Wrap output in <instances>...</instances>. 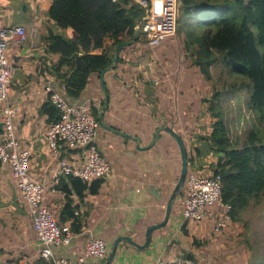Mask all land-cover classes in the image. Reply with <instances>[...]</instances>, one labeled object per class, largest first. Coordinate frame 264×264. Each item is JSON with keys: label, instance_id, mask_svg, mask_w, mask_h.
<instances>
[{"label": "crops", "instance_id": "crops-1", "mask_svg": "<svg viewBox=\"0 0 264 264\" xmlns=\"http://www.w3.org/2000/svg\"><path fill=\"white\" fill-rule=\"evenodd\" d=\"M53 1L0 0V19L4 27L22 26L27 33L24 44L19 46L12 42L8 53L13 67L10 106L17 111L14 130L21 148H27L31 152L30 175L47 189L44 204L53 211L60 224L69 225L77 236L69 247H54L55 253L67 258L71 264H79V257L90 236H96L100 240L105 237L107 243L104 242L108 246L107 258L104 260L88 258L84 263L105 264L117 238L130 237L136 244L143 245L146 241V230L163 221L169 200L167 192L176 168L174 167L170 172V165L162 148L158 147V141L152 149L141 152L138 151L135 142L110 131L105 130L107 135L103 137L100 128L98 147L102 155L110 162L112 176L108 179L85 183L77 178L57 174L58 162L61 159L81 167L86 161V153L76 151L56 157L49 150L45 136L47 129L53 123V119L44 110L45 105L51 104L45 87L47 83H52L58 89L64 87L63 79L55 70L59 56L49 51L46 39L51 34L72 38L68 31L59 29L49 18L48 13ZM117 68V70L120 69L119 72H126L124 71L126 66L123 63ZM114 71H109L105 75V81L109 73L111 78L113 73L115 77L118 72ZM97 84L102 88L100 78L93 76L81 97L69 102L80 103L88 99L102 102L105 97L98 93ZM106 87L108 88L107 82ZM128 93L129 95L125 97L116 96L111 99L110 96L111 102L109 100L106 106L108 110L105 106L103 109L104 119L107 113L109 115V124L104 122L114 129L140 138L141 146H147L152 142L158 127L162 124L170 126L167 120L164 123H154L150 120L147 125L143 123V126H140V120L136 119L139 115L132 107V104L138 100L137 95L131 91ZM174 96L178 98L177 95ZM162 101L166 102L163 99ZM3 114V110L0 109V124H2L0 131L3 129ZM175 128H179L180 133L184 131L185 126L178 124L171 129L174 131ZM129 142L133 145H129ZM126 153L132 157V163H128L124 158ZM0 167V180L12 183L15 190V193H11L12 201L9 205L15 206L18 215L24 216L23 222L28 224L27 228L25 224L22 228V235L25 238L22 242L29 241L28 251L32 256L25 259L34 262L35 259L41 258L42 248L34 228V218L18 190L16 181L11 179V172L8 168ZM175 185L172 183L170 187L172 191ZM83 186L87 189L80 195ZM151 186L158 189L160 197L153 194L155 190H151ZM5 187L4 184H0V190L4 188L10 191V188ZM4 205L3 207L7 206L5 203ZM180 217H182V211L181 214L172 216L165 227H169V233L164 235L159 233L160 230L155 232L150 247L144 251L136 249L127 242H121L112 264H154L159 259L164 260L166 264H174L178 258L192 252L185 248L184 242V237L189 236L188 230L192 228L185 225Z\"/></svg>", "mask_w": 264, "mask_h": 264}, {"label": "trees", "instance_id": "trees-1", "mask_svg": "<svg viewBox=\"0 0 264 264\" xmlns=\"http://www.w3.org/2000/svg\"><path fill=\"white\" fill-rule=\"evenodd\" d=\"M180 1L177 33L191 52L192 65L210 82L213 65L221 63L230 69L242 80L231 91H245L247 108L254 118L244 140L240 145L234 143L225 124L222 95L217 92L210 101H204L213 121L212 132L198 139L193 155L187 150L189 171L203 169L201 159L205 157L216 160L213 175L221 179L222 201L231 206V220L238 223L253 203L264 201V0ZM48 15L59 29L72 36L51 34L46 39L49 51L59 56L55 70L64 81L60 91L72 102L81 97L93 76L100 78L101 72L111 66L117 47L134 39L144 12L133 0H54ZM127 48L122 50L118 65L123 63L122 54ZM44 110L53 123L59 119V112L50 103ZM93 114L98 119L94 107ZM86 189L83 186L80 195ZM3 206L0 192V208ZM20 244L23 256L31 257L29 241ZM193 244L203 245L196 239ZM10 245L4 243L6 248ZM12 249L15 254L0 259V264H47L42 258L26 261L19 256L17 246ZM4 250L0 247V255ZM184 259L196 264L192 254Z\"/></svg>", "mask_w": 264, "mask_h": 264}, {"label": "rangeland", "instance_id": "rangeland-1", "mask_svg": "<svg viewBox=\"0 0 264 264\" xmlns=\"http://www.w3.org/2000/svg\"><path fill=\"white\" fill-rule=\"evenodd\" d=\"M138 39V42L136 41L122 54L123 64L126 66L124 71L126 72H119V69L114 71L119 73L115 74V77L113 73V78H111L109 73L106 78L107 91L111 99L116 96L125 97L129 95V91L137 95L140 101L137 100L132 104V107L139 115L136 119L140 120V126H143V123L147 125L150 120L154 123H164L167 120L171 128L183 124L185 126L184 131L179 133V128H175L174 132L185 140L187 150L190 151V155H193L195 146L199 144L198 139L212 132L213 121L206 108L208 104H204V101H210L214 94L220 92L225 124L229 130L230 138L234 143L238 142L240 145L254 122L253 115L247 108L248 96L245 91H231L233 90L232 86L239 85L242 80L238 76L232 75L231 70L223 64L217 63L210 69L212 81H205L200 71L192 65L191 52L187 51L184 40L180 38L179 33L153 50L149 48L143 37L140 36ZM167 45L169 46L166 47ZM97 90L105 97L103 89L98 84ZM174 95H177L178 98ZM168 96L170 97L168 98ZM162 99L166 102L163 103ZM100 101L91 103L92 110L94 107L99 112L104 100ZM2 107L3 105L0 104V109ZM108 120L109 115L107 113L104 121L109 124ZM101 129L102 135L105 137L107 131ZM157 144L159 148H162V152L168 160L170 172L174 167L176 168L173 181H170L171 185L172 183L176 184L182 168L179 143L174 135L162 132ZM129 145H133V143L129 142ZM124 158L128 163L133 161L129 153L124 154ZM201 160L204 166L199 171H203L204 174L209 176L213 175V163L216 160L210 157ZM193 171L198 170L193 168ZM0 184H4L7 189L10 188V191L4 188L0 190L1 199L7 205L0 208V247L5 248V252L0 255V259L5 260L12 257L15 254L12 248L15 246L19 248L18 252L21 251L19 256L25 257L23 256L24 251L21 250L24 248L21 247V244L18 245V242L25 241L22 230L19 229L20 227L23 228L24 224L27 228L28 224L23 222L21 215H18L16 207L9 205L12 201V198H10L11 193H15L12 183L0 180ZM170 187L167 192L168 199L172 193ZM182 190H184V197L180 196L176 201L172 216L181 214L182 201L187 197V180ZM17 208L19 207L17 206ZM208 210L223 211L218 206ZM180 220H182V217H180ZM241 220L238 223L230 221L227 228L219 232L220 234L214 233L212 223L204 224V226L201 223L198 225L189 223L192 229L188 230L189 236L184 235L185 248L192 251L188 253L193 255L196 264H263L264 201L261 204L253 203L245 213L241 214ZM159 233L166 235L169 233V227L160 230ZM195 239L203 245L200 247L195 246L193 244ZM102 240L107 243L105 237ZM4 243H11V245L6 248ZM6 249L9 250L6 251ZM188 253L184 254L183 257L189 255ZM254 259L257 261H254ZM164 264H166L165 261Z\"/></svg>", "mask_w": 264, "mask_h": 264}, {"label": "built area", "instance_id": "built-area-1", "mask_svg": "<svg viewBox=\"0 0 264 264\" xmlns=\"http://www.w3.org/2000/svg\"><path fill=\"white\" fill-rule=\"evenodd\" d=\"M114 3L121 0H111ZM143 11L144 17L138 26L151 50L159 47L166 40L177 34L180 0H133ZM26 30L22 26L4 27L0 19V104L3 105V130L0 131V166L8 168L16 181L18 190L26 206L34 218V228L41 245V258L47 264H71L58 256L54 247H69L77 236L66 224H60L53 211L44 204L46 187L30 175L31 152L22 149L16 138L14 119L16 109L10 106V91L13 78V67L8 53L12 42L21 46L26 40ZM45 91L51 104L59 112V119L52 123L46 131L48 148L53 155L61 157L63 153L84 151L86 161L81 167L71 165L67 160L58 162L57 174L69 176L89 183L112 176L110 162L102 155L98 147V132L101 128L99 120L94 116L88 99L80 103H70L62 95L60 89L47 83ZM191 173V174H189ZM187 197L182 201V219L185 225L212 223L216 234L225 230L231 220L230 205L222 201V185L219 176L206 175L203 171H188ZM218 206L223 211L211 209ZM108 255V246L96 236L91 235L79 257V264L88 258L104 260ZM180 258L176 264H195L192 260ZM154 264H164L162 259Z\"/></svg>", "mask_w": 264, "mask_h": 264}, {"label": "water", "instance_id": "water-1", "mask_svg": "<svg viewBox=\"0 0 264 264\" xmlns=\"http://www.w3.org/2000/svg\"><path fill=\"white\" fill-rule=\"evenodd\" d=\"M139 37H140V32H139L138 27H137V32L134 36V39L129 41V42H126V43L119 45L116 49L114 58L112 59L111 66L101 72V76H100L101 77V85H102V88H103V91L105 94V99H104V103L100 107L98 119H99V122L101 124V128H103L107 131H110L112 133H115V134L125 138L126 140H131L132 142H135L137 144L138 151H141V152H145V151L152 149L156 145V143L160 137V134L162 132H166V133H169L171 135H174V137L177 139V141L179 143V147L181 150L182 168H181L180 176H179L177 183L175 185V188L172 191L171 196L169 198V201L167 203L166 212H165V216H164L163 221L158 223V224L150 226L146 230V233H145L146 241L143 245L136 244L130 237L117 238L113 243V246H112L111 252L109 254L108 260L106 261L105 264H112L114 262L119 244L121 242H127L129 245H132L133 247H135L136 249H138L140 251H144L150 247L152 240H153V234L159 230L164 229L168 225V223L172 217L174 205L181 195L182 189L185 185V181L187 178V173L189 171L187 148H186L183 140L181 139V137L179 135H177L170 127H168L166 125H162L161 127H158L156 129L154 135H153L152 142L147 146H141V139L140 138L128 135L127 133H124V132H121L117 129H114V128L108 126L104 122V111H103V109H104V106L106 107L108 105L109 100H110V96L108 94L107 87H106L105 75L109 71L115 70V68L118 66L122 50L124 48H127V47L133 45L138 40ZM1 127H2V124H0V129H1ZM150 189L155 190L153 194L160 197V192L158 191V189H156V187L151 186Z\"/></svg>", "mask_w": 264, "mask_h": 264}, {"label": "bare ground", "instance_id": "bare-ground-1", "mask_svg": "<svg viewBox=\"0 0 264 264\" xmlns=\"http://www.w3.org/2000/svg\"><path fill=\"white\" fill-rule=\"evenodd\" d=\"M4 113V112H3ZM3 130V129H2Z\"/></svg>", "mask_w": 264, "mask_h": 264}]
</instances>
